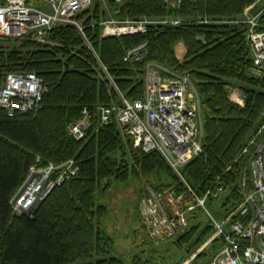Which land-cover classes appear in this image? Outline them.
<instances>
[{"label":"trees","instance_id":"trees-1","mask_svg":"<svg viewBox=\"0 0 264 264\" xmlns=\"http://www.w3.org/2000/svg\"><path fill=\"white\" fill-rule=\"evenodd\" d=\"M107 1L115 18L167 21L150 25L143 33L104 36L103 21L108 18L93 0L73 14L78 26L51 27L48 42L30 36L0 38V86L8 72H34L46 88L38 106L29 111L10 115L0 106V264H125L122 256L111 254L113 244L102 227L111 213L105 200L111 182L125 181L132 171L149 175L148 183L155 190L181 187L157 150L133 147L114 117L101 121V107L119 104L120 93L130 99L143 96L148 61L188 75L200 95L202 152L182 169L198 195L233 164L260 127L264 74L251 73L245 21V9L258 0H178L177 5L167 0ZM26 2L43 4V0ZM259 23L264 27V7ZM143 43V57L125 58L129 49ZM179 44L181 58L176 55ZM236 87L242 104L230 98ZM84 111L90 125L84 137L77 139L68 126L81 119ZM118 153L129 154L133 166L124 158L118 160ZM68 159L78 166L75 174L54 186L31 211L13 210L12 197L33 165ZM224 176L226 194L207 200L217 214L222 201L232 206L238 198L232 183L235 173ZM138 212L147 233L139 204ZM212 232L211 224L197 213L185 232L166 241L196 248ZM213 241L218 250L220 239Z\"/></svg>","mask_w":264,"mask_h":264},{"label":"built area","instance_id":"built-area-1","mask_svg":"<svg viewBox=\"0 0 264 264\" xmlns=\"http://www.w3.org/2000/svg\"><path fill=\"white\" fill-rule=\"evenodd\" d=\"M92 0H46L47 8L28 4L26 0H0V38L30 36L48 42L47 31L56 24H78L72 16L90 5ZM248 10V9H247ZM247 39L252 50L251 73L264 74V27L259 23L261 10L247 14ZM249 15V16H248ZM163 20L107 19L102 35L143 33L148 26ZM171 22L177 23L178 19ZM140 44L128 50L125 58L139 59L145 55ZM165 76L159 67L146 64L145 91L142 97L130 99L120 93V103L101 107V121L114 117L131 140L133 147L144 151L157 150L180 180V188L170 186L159 190L147 188L139 201V211L148 235L166 241L185 232L191 219L199 213L213 227V237L221 247L206 264H264V122L249 142L216 176L203 195L189 185L182 169L202 152L199 99L193 96L191 80L186 74ZM46 88L34 72H8L0 86V106L10 115L37 107ZM90 125L84 116L69 124L71 135L84 137ZM73 159L61 163L33 165L11 200L17 213L29 212L51 189L66 177L75 174ZM233 172L235 203H220L217 214L208 198L221 199L225 193L224 176ZM224 178V179H223ZM233 199V198H232Z\"/></svg>","mask_w":264,"mask_h":264},{"label":"rangeland","instance_id":"rangeland-1","mask_svg":"<svg viewBox=\"0 0 264 264\" xmlns=\"http://www.w3.org/2000/svg\"><path fill=\"white\" fill-rule=\"evenodd\" d=\"M96 1L103 9L106 18H115L113 17L110 4L107 0ZM167 1L172 5L178 4V0ZM91 2H93V0ZM253 5L254 4L248 6L245 9V11L248 9L247 14H255L260 7L264 6V0H258L254 7ZM42 7L47 8L46 0H43ZM159 19L160 18H158V20ZM106 20H104L103 22H105ZM182 52L183 46L179 44L176 53L177 57L181 58ZM148 62L153 63L155 67H159V70L165 76L172 75L171 72L176 73L172 71L174 69L161 65L158 62ZM190 87L193 96L195 98H198L200 103V95L198 93L196 85L192 80ZM239 89L238 87L232 89L230 98L233 101L242 104L243 96ZM200 117L201 133L203 137L204 124L201 104ZM263 122L264 111H262L261 121L259 125L261 126ZM116 156L118 160L124 158L128 162L129 167L133 166L129 154L126 153L124 157H122L121 154L118 153ZM148 182L149 175L143 173L135 174L131 171L125 181H112L111 186H109L108 190L106 191L105 200L109 205L111 213L109 214L108 218L104 222L105 224L102 225V227L106 229L107 233L110 235L111 239L109 241V244H113V250L111 251V254L114 253L115 255L122 256L125 264H195L198 261H206L210 258V256H213L219 250L215 249V247L218 245L217 242L214 243L213 241V232L207 238H205L196 248L192 247L191 245V247H188V243L179 246L174 243V241H166L164 243L157 242L147 235L140 221L138 204L140 198L146 192V189L151 187ZM95 196L96 198H98V196H100V191L97 192Z\"/></svg>","mask_w":264,"mask_h":264},{"label":"crops","instance_id":"crops-1","mask_svg":"<svg viewBox=\"0 0 264 264\" xmlns=\"http://www.w3.org/2000/svg\"><path fill=\"white\" fill-rule=\"evenodd\" d=\"M263 7H264V6H262V7H260V8L262 9ZM260 8H259V9H260ZM252 9H253V8H252ZM252 9H251V10H252ZM259 9H258V11H260V10H261V9H260V10H259ZM258 11H257V12H258ZM257 12H256V13H257Z\"/></svg>","mask_w":264,"mask_h":264}]
</instances>
